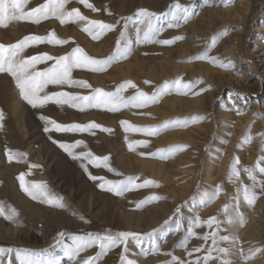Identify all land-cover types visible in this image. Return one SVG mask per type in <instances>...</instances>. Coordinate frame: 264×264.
Segmentation results:
<instances>
[{
    "label": "rangeland",
    "instance_id": "rangeland-1",
    "mask_svg": "<svg viewBox=\"0 0 264 264\" xmlns=\"http://www.w3.org/2000/svg\"><path fill=\"white\" fill-rule=\"evenodd\" d=\"M240 1L241 0H232L230 6L227 7L239 6ZM44 2L45 0H29L25 10H30ZM89 2L94 4L100 11L93 12L91 9H87L79 4L78 0H72L67 7L69 9L73 7L79 8L82 14L89 19L101 20L105 23H116L121 17L130 18L125 31L127 38L132 41L133 50L126 59L114 61L104 72L97 73L85 69H77L73 72V78L86 80L92 88H102L105 91H114L117 85L130 80L135 83L140 90L149 95L156 90L157 86L162 85L165 81L180 79L182 82H193L189 76L191 69L196 70L200 63L205 64L207 61L192 60L190 58L203 54L206 51L209 54L210 50L206 46L204 35V31H207L206 25L198 22L201 15V8L204 6L222 10L227 9V7L224 6L223 0L216 3L213 1V5H206L204 0H178L181 4L190 6L192 18L189 22L181 24L179 28L168 29L166 21L171 11L170 5L176 2V0H89ZM247 3L248 7L240 25L227 32V37L232 44L230 46L232 52L227 58V61H231L234 65L230 70L224 69L227 75L224 77H217L213 81L204 84L202 88H207V91L204 92H200L201 88H199L191 90L187 94L180 93L179 95H175L179 93L175 90L166 93L161 96L156 103L147 106L148 108L157 109L156 111L158 112L151 111V109L147 110V107L141 110L139 109V112L145 113V115L136 118L142 119L143 122L136 120L131 122V124L136 127L145 122H148L151 127H160L164 125L166 121L179 120L186 122V124L184 126L169 124L161 128L160 131L173 127L175 132L181 133L182 131L185 132V130L192 125H206L208 127L212 124L214 126L213 132L210 137L206 139L202 150L200 152L197 151V144L187 143L185 139L182 138L183 135H181V138L174 139L170 141V143L166 142L162 145H155L150 149L147 145L145 149L140 151V153H144L142 156L145 161L144 170L142 171L136 170L128 174L122 173L119 177L114 173L108 172L106 169L95 168L89 165V170L93 175L103 176L109 180H120L128 176H133L138 177L136 183H143L145 180L154 181L155 184L149 187L134 189L120 196L100 189L97 186L99 182H94L89 179L88 175L85 174L81 168L79 161L73 160L48 139V134L43 131V122L37 118V110L27 105L26 102L19 97L18 93L20 103L23 106L21 118L24 120V129H27L31 136L30 140L34 141L35 145L40 146L45 154L47 153V148H51L48 154L53 155L52 160H54L55 165L54 174L59 177L62 187L65 185L68 187L66 188L67 190L63 192L61 189H57L56 192L58 196L64 198V201L69 207L67 210H64L34 201L28 197L20 188L19 181L17 180V176L21 171L15 169L12 164L7 161L4 155L6 147H0V156L2 155V159L0 160V172L3 174L0 173V185H5V182L2 181L4 175H13V177L16 178L17 192L27 201V204L17 200L6 201L7 204L16 208L19 212V217L17 218L18 222L6 220L4 217L0 216V247L13 249V252L9 253L7 257V259L11 261V264H19L16 250L23 249L43 253L45 257L57 259L59 264H74V261L65 255L63 245H58L56 243L57 234L60 231L67 233L64 241L65 243H69L70 237L73 235H84L88 232L104 233L107 231H131L140 235L138 241L130 238L128 242L126 258L133 261V264H143L145 259L154 258L161 254L163 256L158 260L165 261L168 259L166 253L171 252L172 245H170V242L174 240L176 235L183 229L181 226L180 229L177 230V224L180 223L181 225L185 220L188 210L197 203L198 194L201 192L204 184L207 166H209L212 155L217 151L219 138L221 137L222 115L225 113L228 114L230 111L240 116L250 113V121L245 125V128L248 129V132L253 131V133L257 135L259 144H264V0H249ZM140 9H148L149 11L159 14L160 21L157 22L158 25L164 22L165 30L157 39H170L174 36H182L184 39L176 41L172 45H159L155 43L136 44V28L139 26L138 21L140 19L137 12ZM109 13H111V15H109ZM121 28H124L123 20H120V24L115 31L106 33L100 40L94 41L87 33L82 31V25L75 23L60 25L59 21L55 18L41 21L39 25L27 21H13L7 28H0L2 29L0 33V43L11 44L19 41L25 35L35 34L44 36L50 31H55L59 38L69 39L71 42L63 46L50 45L47 43L34 45L26 49L25 54L36 55L46 52L54 56L61 55L66 54L72 47L78 44L90 56L103 59L114 51ZM235 33H237V35H234ZM50 63L51 62H48V64ZM48 64H39L37 68L43 69L47 67ZM162 65L165 66L167 70L162 72ZM179 67L185 68L180 70ZM145 80L151 83L145 84ZM92 88L76 91L68 86H63L61 89L58 86L49 85V90H64L83 95L89 94ZM194 93L200 94L196 95ZM124 94L125 96L133 95L135 94V89H128ZM169 96L181 97L185 102L182 100V104H175L176 107L173 110L174 107H171L169 102L168 104L163 101V98ZM197 97L199 98L197 99ZM191 99L194 100L192 101ZM187 100L191 102H187ZM51 106L53 107L52 112L49 110L48 106H46L43 112L51 118L56 119L58 122L81 124L96 122L104 127L113 129V134L110 135L111 137L116 136L114 137L115 139L118 137L117 133L114 131L115 124H120L121 120L126 119L129 122L128 119H130L127 117H124L125 119L119 118L117 116L122 110L124 111L130 108H122L119 112L112 113L105 109H88L84 112H80L68 106ZM162 107L166 112H164V110L163 113H161L160 110ZM0 109H2L1 104ZM132 110H136V108ZM90 111L95 112L97 119L88 115ZM176 111L179 112L177 113ZM164 113L170 114L166 116L167 114ZM73 115H75V118ZM82 115H87V117L76 119V116L79 118ZM133 117H135V115ZM192 117H204V119L193 122L191 119ZM5 120L3 125L5 124ZM95 132L97 134L101 131L95 130ZM132 132L134 131H130V133ZM95 135L93 136L88 133H53L55 139L64 140L66 142H72L75 139H82L87 145L89 142L90 145L84 150H90L97 156L109 155L105 148L101 147L103 146V142L100 140L98 141ZM3 138V128H0V144ZM99 143H101V145ZM174 145H186L187 147L182 151H175L172 153L165 151L164 155L167 158H160L159 155H151V153H158L160 150L170 149ZM80 150L81 149H77L76 151ZM187 154L191 159H187ZM194 157L197 159L192 160ZM153 161L155 163H152ZM116 162V158L110 160L112 167L116 168ZM82 175L83 177H81ZM163 175L164 177L166 176L165 179L161 178ZM192 175L194 181L188 187ZM256 177L259 178L257 179V184L260 180H264V174L257 175ZM155 185H159V187ZM2 186H0L2 189L0 192L1 195H6L8 192L14 190L7 184L5 185V187L7 186L6 188ZM129 193L138 196L133 203H130V201L126 199ZM258 194L259 198H264V195H261V190ZM151 195H158L164 197V199L149 202L140 208L136 207L139 201ZM254 204H256L257 210L254 212V218H252V221H255L253 224L257 223L263 229L261 233L258 234L259 236L253 241L256 243V249H264V206L258 205V201H255ZM151 206L154 207L152 208ZM177 208L180 209L179 213L176 212ZM153 209L158 211L160 209H169L170 211L165 217L166 220H158L156 225H152L149 219L155 212ZM129 211H134V213L131 214ZM32 213L34 215H32ZM124 213L127 215L125 216ZM81 215L85 218L84 220L79 218ZM166 221L167 223H165ZM193 237L194 236L187 238V247L190 246L189 241ZM184 240L183 238L180 239L178 244L181 245ZM199 246H201V243ZM123 247L124 246L121 245L109 251L107 254L102 255L98 264H121L120 257ZM172 248V255L177 256L174 247ZM252 253L253 251L250 252L247 257L251 256ZM95 254L99 253L98 249L94 247L82 253L79 259L83 260ZM202 254L205 255L206 253L203 252ZM256 258L260 259L262 264H264V253H256L254 258L250 260L247 259V261H254ZM213 264H216V262Z\"/></svg>",
    "mask_w": 264,
    "mask_h": 264
},
{
    "label": "snow or ice",
    "instance_id": "snow-or-ice-1",
    "mask_svg": "<svg viewBox=\"0 0 264 264\" xmlns=\"http://www.w3.org/2000/svg\"><path fill=\"white\" fill-rule=\"evenodd\" d=\"M72 0H45L44 3L39 4L37 7H33L30 10H25L29 3V0H0V28H7L13 21H27L39 25L41 21L48 20L49 18H55L59 21L60 25L69 23H75L82 25V31L87 33L92 40H100L106 33L115 31L120 24V20L124 21V28L119 31V38L116 40L115 49L106 58L97 59L90 56L81 46L78 44L71 48L66 54L50 55L48 53H40L36 55H26L25 50L31 46L47 43L50 45L63 46L69 44V39L59 38L55 31L48 32L47 35L40 36L35 34L25 35L22 39L15 43L5 44L0 43V74H7L10 76L18 89L19 97L31 106L32 109L37 110V118L43 122V131L48 134V139L60 149H62L73 160L79 161L80 166L88 175L89 179L94 182H99L98 187L102 190L114 193L115 195H123L124 193L134 190L142 189L154 185L155 182L151 180H145L143 183H136L138 177L128 176L125 179L109 180L103 176L93 175L89 170V165L95 168H103L108 172L114 173L117 176L122 175L116 168L112 167L110 163V155L97 156L90 150H84L88 148V145L82 139H75L72 142H66L64 140H58L53 137V133H88L95 135V130H99L103 133L113 134V129L104 127L96 122H89L85 124L81 123H60L56 119L44 114L43 110L49 105L68 106L73 109H77L80 112H84L88 109H105L109 112L116 113L122 108H136L142 109L150 104L156 103L158 99L166 93L173 90L179 93L187 94L197 84L203 83L202 80L193 82H182L180 79L174 81H165L162 85L157 86L156 90L151 94L140 90L135 83L128 80L116 86L114 91H105L102 88H92V86L82 79H74L73 72L77 69H85L90 72H104L114 61L126 59L133 50L132 41L127 38L126 27L128 17H121L116 23H105L101 20L89 19L83 15L79 8L69 9V5ZM224 6H230L232 0H223ZM78 3L83 5L87 9H91L93 12H98L100 9L96 8L94 4L89 0H78ZM206 5H211L213 0H204ZM171 11L168 14L166 26L168 29L179 28L181 24L189 22L192 18V12L190 6L176 2L170 5ZM111 15V13H109ZM140 17L138 21V27L136 28V44L155 43L159 45H172L176 41L184 39L182 36H174L170 39H157V37L165 30L164 22L160 21V15L149 11L148 9H140L137 12ZM192 60H206L211 62L212 65L220 67L225 70H230L234 67L231 61H225L219 56H210L207 51L203 54L196 55ZM48 62H51L48 64ZM48 64L43 69H38L39 64ZM145 84H150L148 80L144 81ZM49 85L68 86L71 88L89 89L91 92L87 95L68 92L64 90H49ZM128 89H135V94L125 96V92ZM207 91V88H201L200 92ZM199 95L200 93H194ZM142 115L145 113H141ZM6 118V114L3 109H0V128H3V122ZM193 122H198L204 119V117H192ZM180 125L184 126L186 122L179 120L166 121L164 125L160 127H146L140 128L131 125L127 120H121L120 125L125 132H142L146 135H156L161 128L167 125ZM127 140L128 138L125 137ZM251 135L243 138L244 143L250 142ZM128 149L135 151L139 146H147V141L133 140L128 142ZM186 145H174L167 150H160L158 153H151L153 156L159 155L160 158H167L164 152L172 153L175 151H182L186 148ZM81 149L80 151H76ZM144 155V153H140ZM4 155L8 162L15 161L16 163H28V154L20 150H13L12 148H5ZM261 157L257 161L254 168H243V171L247 173L248 178L253 181L252 185H246L241 183L240 187L236 190V195L232 199L236 202L234 206L225 205L223 211L226 214L225 220L221 221L216 216L209 217L207 220H201L199 216H196L189 224L188 233L190 236H195V229L203 225H207L208 228L215 230L205 233L200 239L204 241L211 240V245L207 248L196 247L191 250L187 249V239L181 243V247L185 248L187 255L191 257L193 253H199L201 251L206 254L203 257H197L195 260H184L178 256L172 255L171 252L166 255L171 256V259L166 261L165 264H209V261L216 260L219 264H233V261L227 259L229 255H236L239 251L242 255V250L237 249L236 238L232 235H220L221 224L226 223L229 227L236 225H243L245 219L240 212V197L248 204L252 205L257 199V193L254 189L257 186L256 172L264 174V166H261ZM239 164V158L234 159L230 174L229 182L231 178L235 176L237 179L240 177V169L237 168ZM41 167L37 164H28V171H22L18 174L17 180L19 181L22 191L34 201H38L48 206H54L60 209L67 210L69 205L66 204L62 196H58L52 193L48 184L44 181H30L26 179L31 175V170ZM261 190V195H264V180L258 182ZM159 187V185H155ZM222 191V187L217 185L214 192L208 195V203H211L216 196ZM164 199V197L158 195H151L146 199L139 201L136 204L137 208L152 202ZM231 208V211H230ZM176 212L179 213L180 209L177 208ZM0 216L6 220L18 222L19 212L16 208L7 204L4 201H0ZM81 220L85 218L81 215ZM167 223V221L165 222ZM181 227L177 224V230ZM228 231V228L224 229ZM67 233L60 231L57 234L56 243L62 244L64 253L74 264H98L100 257L107 254L109 251L123 245L122 254L120 257L121 264H133V261L126 258L128 251L129 239L139 240L140 235L131 231H107L100 232H88L84 235H73L70 237V242L65 243V237ZM221 244H228V247H222ZM97 248L99 254L89 256L83 260L79 259L82 253L92 248ZM19 258V264H59V261L52 257H45L43 253L34 252L31 250L23 249L16 250ZM13 252L12 248L0 247V264H11V261L7 259L8 254ZM213 252L217 255L213 256ZM256 253H264V249H255L251 256L247 259L254 258Z\"/></svg>",
    "mask_w": 264,
    "mask_h": 264
},
{
    "label": "bare ground",
    "instance_id": "bare-ground-1",
    "mask_svg": "<svg viewBox=\"0 0 264 264\" xmlns=\"http://www.w3.org/2000/svg\"><path fill=\"white\" fill-rule=\"evenodd\" d=\"M213 1L214 3L221 2V0H213ZM248 1L249 0H241L239 2V6L231 7V8L227 7L226 10L202 6L201 15H200L198 22L205 24L207 28V31H204V35H205V40H206V46L208 49H210L208 55L219 56L220 58L227 61V58L231 55V52H232V50L230 49V46L232 44L229 38L227 37V32L230 31L231 29L237 28L240 25V23L244 19V14L248 7V3H247ZM1 32H2V29H0V33ZM234 35H237V33H235ZM179 68L180 70H182L185 67H179ZM161 70L163 72L164 70H167V69L165 66L162 65ZM225 75H227V73L224 71V69L212 65L211 62L209 61H207L205 64L200 63L196 70L191 69L189 76H190V79H192V81L202 80L203 83L197 84L192 90L202 88L204 84H207L208 82L213 81L217 77H224ZM73 89L76 91H82V89L80 88H73ZM179 94L180 93L175 94V95H179ZM198 98L199 97H197V99ZM182 100L183 99H181V97L179 98L176 96H172V97L169 96V97L163 98V101L165 103L169 102L171 104V107H174L173 110L176 107L175 104L177 103L182 104ZM189 101L187 100V102ZM0 104H1L3 111L7 115L5 118L6 120H5V124L3 127L4 138L0 144L1 145L0 147L10 146L13 150H20L28 154V163H16L15 161H13V162H10L12 166L15 169H18L22 172V171H28L29 163L40 165L41 167L32 169L31 175L26 177V179L30 181L46 182L49 188L51 189L52 193L55 195H57V192H56L57 189H61L62 192L67 190L66 189L68 188L67 185L62 187L61 182L59 181L60 180L59 177L56 174H54L55 165H54V160H52L53 155L48 154L49 151H51L50 150L51 148L48 147L46 151L47 153L45 154L41 150L40 146L35 145L34 144L35 142L30 140L31 136L29 135L27 129H24L25 127L24 120L21 118L23 106L21 105L20 99L18 97V89L15 86L14 80L7 74H0ZM184 104H187V103H184ZM48 108L51 112L53 111V107L51 105H49ZM132 109L134 108H130L124 111L122 110L117 116L119 118L120 117L130 118L128 119L130 124L133 120L143 122L142 119L140 120L139 118H136V117H139V116L141 117V116H144L145 114L142 115L139 112V109H136V110H132ZM148 109H151V111L153 110L154 112H158L156 111L157 109H152V108L147 107V110ZM164 110L165 109L162 107L160 110L161 113H163ZM164 112H166V110ZM164 114H167V113H164ZM169 114H167L166 116H168ZM88 115L93 118H96L97 116L95 115L94 111H90ZM134 115L135 117H133ZM73 117L75 118V115H73ZM85 117H87V115L85 116L82 115L79 118H77L76 116V119H83ZM250 117H251L250 113H247L244 116H240L238 114H233L232 111H230L228 114L225 113L222 115V118H221L222 128L221 130L219 129L221 137L219 138L220 140H219L218 146L216 145L217 151L216 152L213 151L214 154L211 157L209 166H207L208 168L206 167L207 172L204 177V184L202 186V190L198 194L197 203L194 204V206H192L188 210L185 220L181 223V226L183 228L182 231L178 233L176 237L174 238V240L170 242V245H172L171 253L173 250L172 247H174V251L176 255L180 257L181 259L188 261V260H195L198 256L199 257L204 256V254H202L203 251H201L199 253H193V255L189 257L187 255V252L185 251V248L181 247L178 244L180 242V239L182 238L183 239L191 238V236L188 233V227H189L190 222L196 216H199L202 221L207 220L209 217H212V216H216L217 219L224 221L226 214L224 213L223 209L225 205H231V206L235 205L236 202L232 199V197L236 195L237 188L240 187L241 183L246 184V185H252L253 183V181H251L248 178L247 173L243 171V168L245 167L254 168L256 166L257 161L260 160L261 157H264V144H259V139L257 135L253 133V131L248 132L247 131L248 129L245 128V125L250 121ZM137 127L146 128V127H151V126H149L148 122H145L144 124L138 125ZM213 127L214 126L212 124L209 125L208 127L206 125H200V126L192 125L187 130H185V132L182 131L183 134L181 132H175L173 130V127H170L171 129L169 128L167 130L160 131L156 135H146L145 133H142V132H132V133L125 132L120 124H115L114 131L117 133V136H118L117 139L114 138L116 136L111 137L110 134L103 133V132H98L95 135L96 136L95 138L98 139V141L100 140L103 142L102 143L103 146L101 147L105 148L106 152L109 153L111 159L116 158L117 160L116 169L120 173L128 174V173H131L132 171L144 170L145 161L143 160V156L140 154V151H142L146 147V146H139L136 148L135 151H130L127 146L129 141H133V140L147 141V145H148L147 147L150 149L152 148V146L154 147L155 145H162L163 143H166V142L170 143V141L177 139V138H181L180 136L183 135L182 138L185 139L187 143L189 142V144H194V143L197 144L196 150L200 152L203 148V145L206 139L209 138L210 135L212 134ZM248 135H251L252 139L250 142L244 143L243 138H245ZM125 137H127L128 139L126 140ZM99 144L101 145V143ZM88 145H90L89 142H88ZM188 158L191 159V157L187 154V159ZM236 158H239V164L237 165V168L240 169V177L239 179H237L235 176H233L231 178V182H229L228 178L230 174L231 165L234 159ZM1 159H2V155L0 156V160ZM196 159L197 158L195 157L192 158V160H196ZM152 163H155V162L153 161ZM192 165H191V168H192ZM261 166H264V160H261ZM0 173L2 174V172ZM1 174H0V177H1ZM257 175L259 176L263 174L256 172V176ZM81 177H83V175ZM165 177L163 175V177L161 178L165 179ZM191 178L192 179L194 178L193 175ZM166 179L169 180L168 178ZM192 179L191 181H189L188 187L190 186V184L193 183L194 179L193 180ZM2 181L5 182V185L6 184L10 185L12 187L11 189H14V190L8 192V194L6 195H1L0 193V201L6 202L7 200H12V201L17 200L19 202H23L24 204L25 203L27 204V201H25V199L21 196V194L17 192L16 178H14L13 175L11 176L4 175ZM5 185L3 186L5 187ZM217 185H220L222 187V191L216 196V198L211 203H208L207 202L208 195L206 194H212ZM1 191L2 189L0 188V192ZM254 191L257 193V199L255 201H258V205L264 206V198L263 197L259 198L258 193H260V190L258 188V184L256 188L254 189ZM137 197H138L137 195H133V194L131 195V193H129L126 196V199L127 201H130V203H133ZM256 207L257 206L254 203L252 205H248L243 200V197L241 196L239 210L244 216L245 223L243 225H236L233 227H229L226 223L221 224L220 235L234 236L236 238L237 249L242 250V255L238 251L236 255H229L228 257H226L227 259L233 261V264H262V261L258 258H256L254 261H247L246 259L248 254L256 249V243L253 240L257 236H259L258 234L261 233L263 229L257 223L253 224V222L255 221H252V218H254V212L257 210ZM154 211L155 212L153 213V215L150 216V219L148 218L150 220V224L152 225H156L158 220H164L170 210L160 209L158 211L155 209ZM230 211H231V208H230ZM129 212L131 214L134 213V211H129ZM32 215L34 214L32 213ZM225 228H228L229 230L225 231L224 230ZM214 230H215V225H213V228L211 229L208 228L207 225H203L199 228H196L195 229L196 235L189 241L190 246H188L187 249L191 250L192 248H196V247L207 248L208 246H210L211 240H208L206 242L203 239H200L199 237H202L205 233L212 232ZM200 243H201V246H199ZM221 246L228 247V244H221ZM216 255L217 253L213 252V256H216ZM162 256L163 255L161 254V255L155 256L154 258H147L143 261V264H165L166 261L171 259V256L168 255L166 256L168 257L167 260L165 261L158 260ZM215 262L216 264H219V261H216V260L209 261V264H213ZM201 264H203V262H201Z\"/></svg>",
    "mask_w": 264,
    "mask_h": 264
}]
</instances>
